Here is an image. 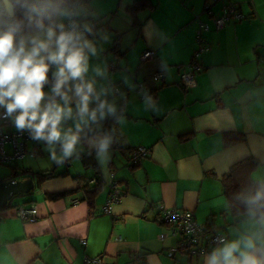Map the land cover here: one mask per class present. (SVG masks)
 <instances>
[{
  "label": "crops",
  "instance_id": "1",
  "mask_svg": "<svg viewBox=\"0 0 264 264\" xmlns=\"http://www.w3.org/2000/svg\"><path fill=\"white\" fill-rule=\"evenodd\" d=\"M134 1L85 0L80 6L84 23L98 22L88 39L96 54H88L85 79L94 82L100 99L115 110L123 106L120 146L100 152L99 143L106 137L100 120L84 129L71 156L62 158L56 142L57 159L50 163L40 161L52 154L48 142L28 143L25 156L32 163L18 165L24 156L12 168L53 176L39 185L36 177H28L34 188L11 201L15 206L35 205V222L22 221L14 207L0 210V264H84L86 256H101L107 263L209 264L213 255L224 259L222 250L233 242H239L233 256L242 259L249 239L255 248L248 251L262 256L264 217L235 216L221 179L232 164L254 157L258 165L250 176L264 182V0H225L245 17L220 29L213 28L209 15H201L211 25L205 32L209 48L200 57L202 70L185 86L178 84L176 65L191 59L196 47L193 16L202 13L205 0H142L144 5L132 11ZM222 6V1L215 3L213 13H220ZM147 48L155 49L156 56L141 62ZM158 72L163 77L155 81ZM136 80L152 89L150 104L142 99ZM52 85L42 103L53 98ZM70 96L75 114L77 98L74 92ZM72 126L73 119L62 124L65 130ZM227 132L241 133L243 139L227 142ZM138 146L150 153L132 166L128 162ZM90 151H95L93 164L86 165L79 155ZM92 178L97 182L89 184ZM113 178L124 194L111 216L101 209ZM96 187L90 202L88 191ZM69 190L73 192L56 199L46 197ZM160 203L190 210L198 222L226 234V241L213 254L191 260L182 253L168 257L165 249L176 240L158 238L165 230Z\"/></svg>",
  "mask_w": 264,
  "mask_h": 264
},
{
  "label": "clouds",
  "instance_id": "2",
  "mask_svg": "<svg viewBox=\"0 0 264 264\" xmlns=\"http://www.w3.org/2000/svg\"><path fill=\"white\" fill-rule=\"evenodd\" d=\"M79 15L75 0H0V106L8 116L17 113L14 123L18 130L30 129L33 139L48 142L53 160L57 159L56 142L61 144L62 158L71 156L90 122L115 112L95 92L94 82L85 79L88 54L95 55L96 49L85 36L90 27L85 24L83 31L79 29L75 19ZM53 65V98L42 103ZM71 92L77 98L75 114ZM93 102L96 107L90 109ZM69 119L73 126L65 130L62 124ZM107 146L105 137L99 143L100 152ZM245 247L253 250L255 245L249 239ZM238 249L239 242H233L222 250L224 264H264V245L260 258L246 250L237 259L233 253ZM209 264H219L216 255Z\"/></svg>",
  "mask_w": 264,
  "mask_h": 264
},
{
  "label": "built area",
  "instance_id": "3",
  "mask_svg": "<svg viewBox=\"0 0 264 264\" xmlns=\"http://www.w3.org/2000/svg\"><path fill=\"white\" fill-rule=\"evenodd\" d=\"M85 0H75V2L81 6ZM223 2L222 11L218 14H214L212 6L217 2ZM202 14H207L212 18V26L214 29H220L230 21H240L245 16L239 11L238 7L231 2L225 0H205L202 13H197L193 16V21L196 23L195 39L196 47L192 53L191 59L183 64H178L177 69L180 71L178 84L185 86L194 82L197 73L202 70V64L200 63V57L202 53L208 50V44L205 39V32L211 29V25L201 19ZM75 19L79 22V29L83 31L84 25L87 24L91 31L85 32L87 39H90L98 28V22L91 20L87 23L82 21L81 14ZM67 21L65 24L67 25ZM156 56V50L152 48L145 49L140 55V61L145 62L153 59ZM264 62V58L261 59ZM113 67V65H111ZM55 70V66L50 67L49 79L52 72ZM163 77V73L158 72L153 75L155 81H160ZM49 81V80H48ZM135 85L147 104L151 103L153 97V91L147 87L144 83L135 81ZM48 89V83L44 86L46 93ZM95 102L91 107H96ZM17 113H13L11 116L7 115L6 108L0 106V163L4 165H11L16 161L22 159L26 154V146L28 143H42L46 140H37L32 138V131L30 129L18 130L17 128H11L14 125V118ZM150 150L145 146H138L132 152L129 159V164L134 166L140 163L143 158L149 156ZM1 180V178H0ZM97 179L92 178L89 180V184L96 183ZM108 193L105 201L102 205V213L112 216V207L114 204L120 201V198L124 194V190L118 185L115 178L107 183ZM77 199L73 200L76 204ZM159 211V220L165 226V230L158 234L160 240L166 238H173L176 240L174 246H169L165 249V253L168 257L174 258L176 253H182L187 259L191 260L194 257H199L205 254H213L217 252V247L224 243L227 239L226 234L220 232L215 227L206 226L198 222L194 214L190 210L178 209L174 207H168L163 203L157 205ZM15 215L24 222H35L38 219V210L35 205L25 206L22 204L16 205L14 208ZM85 243V239L81 240ZM237 258L236 256H234ZM238 259V258H237ZM219 264L224 262V259L220 257L218 259ZM84 264H128V263H107L104 262L101 256L85 257Z\"/></svg>",
  "mask_w": 264,
  "mask_h": 264
},
{
  "label": "trees",
  "instance_id": "4",
  "mask_svg": "<svg viewBox=\"0 0 264 264\" xmlns=\"http://www.w3.org/2000/svg\"><path fill=\"white\" fill-rule=\"evenodd\" d=\"M142 0H135L132 11H135L142 7ZM54 83V77L51 75L48 84ZM123 113V106H120L114 113L107 114L103 120H100L101 131L104 132L108 138V147L113 149L120 146L117 130L118 121ZM227 142H239L243 139L241 133L227 132ZM95 151L86 152L80 154L79 157L87 165H92V154ZM258 165L257 159L254 157L243 158L231 165L229 170L222 176L221 182L223 186V193L228 201L229 208L235 216L241 218L244 217H264V182L252 179L250 176L251 171ZM36 177V184H41L44 180L51 178L53 172L47 171H32L28 168L17 169L15 166L9 175L1 178L10 179L13 177H19L21 180L28 177ZM101 183H99L100 185ZM98 188H94L88 191V198L91 202L92 198L96 195ZM72 190L61 191L55 193H47L46 197L50 199H56L66 194L72 193ZM18 195H23L19 193ZM17 195V196H18ZM16 197V196H15ZM10 200L2 209L14 207ZM0 209V210H2Z\"/></svg>",
  "mask_w": 264,
  "mask_h": 264
},
{
  "label": "water",
  "instance_id": "5",
  "mask_svg": "<svg viewBox=\"0 0 264 264\" xmlns=\"http://www.w3.org/2000/svg\"><path fill=\"white\" fill-rule=\"evenodd\" d=\"M34 188L31 178L21 179H2L0 180V209L5 207L19 193L27 194Z\"/></svg>",
  "mask_w": 264,
  "mask_h": 264
},
{
  "label": "rangeland",
  "instance_id": "6",
  "mask_svg": "<svg viewBox=\"0 0 264 264\" xmlns=\"http://www.w3.org/2000/svg\"><path fill=\"white\" fill-rule=\"evenodd\" d=\"M52 156V154H51ZM51 156L48 158V155H47V158L45 160H40V161H45L47 163H50V161L52 162L53 159H51ZM38 158V157H36ZM29 163H32V158H30L29 156H25V158L22 160V161H18V165L20 166H26V164H29ZM36 163H34L32 166L34 167ZM12 166L13 164L11 165H4V164H1L0 163V178H3L7 175H9L12 171Z\"/></svg>",
  "mask_w": 264,
  "mask_h": 264
}]
</instances>
